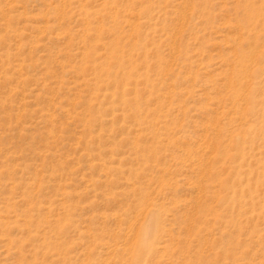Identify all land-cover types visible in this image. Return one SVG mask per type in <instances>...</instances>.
I'll use <instances>...</instances> for the list:
<instances>
[{
	"label": "rangeland",
	"instance_id": "1",
	"mask_svg": "<svg viewBox=\"0 0 264 264\" xmlns=\"http://www.w3.org/2000/svg\"><path fill=\"white\" fill-rule=\"evenodd\" d=\"M0 264H264V0H0Z\"/></svg>",
	"mask_w": 264,
	"mask_h": 264
},
{
	"label": "bare ground",
	"instance_id": "2",
	"mask_svg": "<svg viewBox=\"0 0 264 264\" xmlns=\"http://www.w3.org/2000/svg\"><path fill=\"white\" fill-rule=\"evenodd\" d=\"M152 234H153V229L149 225L144 226L140 231V241L138 244L140 253L141 251H145L151 247L152 243H150V240L153 237Z\"/></svg>",
	"mask_w": 264,
	"mask_h": 264
}]
</instances>
